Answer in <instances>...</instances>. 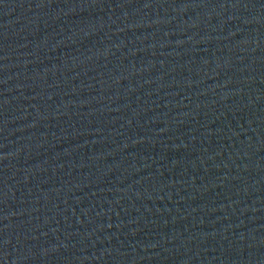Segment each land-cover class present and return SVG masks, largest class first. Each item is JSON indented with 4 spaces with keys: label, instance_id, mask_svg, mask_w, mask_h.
<instances>
[{
    "label": "water",
    "instance_id": "95a60500",
    "mask_svg": "<svg viewBox=\"0 0 264 264\" xmlns=\"http://www.w3.org/2000/svg\"><path fill=\"white\" fill-rule=\"evenodd\" d=\"M0 264H264V0H0Z\"/></svg>",
    "mask_w": 264,
    "mask_h": 264
}]
</instances>
